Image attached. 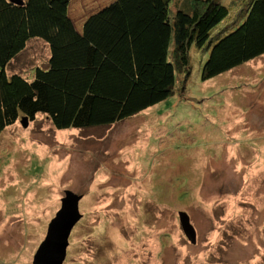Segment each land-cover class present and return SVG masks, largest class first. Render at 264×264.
Masks as SVG:
<instances>
[{
  "label": "rangeland",
  "instance_id": "obj_1",
  "mask_svg": "<svg viewBox=\"0 0 264 264\" xmlns=\"http://www.w3.org/2000/svg\"><path fill=\"white\" fill-rule=\"evenodd\" d=\"M222 1L229 16L191 47L190 72L177 71L164 101L110 127L57 129L39 113L3 131L0 264H33L66 190L81 195L82 217L64 264H264V55L202 78L210 48L251 0ZM110 2L75 0L71 14L78 23ZM29 45L11 70L31 80L49 46Z\"/></svg>",
  "mask_w": 264,
  "mask_h": 264
},
{
  "label": "trees",
  "instance_id": "obj_2",
  "mask_svg": "<svg viewBox=\"0 0 264 264\" xmlns=\"http://www.w3.org/2000/svg\"><path fill=\"white\" fill-rule=\"evenodd\" d=\"M75 0H0V136L19 118L43 113L57 129L110 127L174 92L177 71L190 72L191 47L203 46L229 16L222 0H111L75 21ZM239 4L242 0H231ZM210 48L201 75L209 79L264 55V0ZM49 46L33 61V79L11 70L30 41Z\"/></svg>",
  "mask_w": 264,
  "mask_h": 264
},
{
  "label": "water",
  "instance_id": "obj_3",
  "mask_svg": "<svg viewBox=\"0 0 264 264\" xmlns=\"http://www.w3.org/2000/svg\"><path fill=\"white\" fill-rule=\"evenodd\" d=\"M17 4H23L24 0H11ZM28 118L22 119L23 124L27 125ZM81 195L71 190L65 191V197L62 199L61 209L51 220L47 235L34 255L33 264H64L67 257V248L69 246V237L74 226L81 219L82 214L79 211V201ZM181 224L187 235L196 241V227L190 220L187 212L181 211Z\"/></svg>",
  "mask_w": 264,
  "mask_h": 264
}]
</instances>
